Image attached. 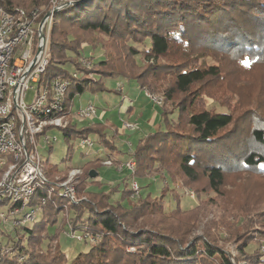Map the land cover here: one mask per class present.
Here are the masks:
<instances>
[{
  "label": "trees",
  "instance_id": "1",
  "mask_svg": "<svg viewBox=\"0 0 264 264\" xmlns=\"http://www.w3.org/2000/svg\"><path fill=\"white\" fill-rule=\"evenodd\" d=\"M49 2L21 5L0 0V6L28 10L47 8ZM87 49L102 53L88 57L90 68L81 63ZM50 52L40 83L59 76L70 82L67 111L85 92L106 91V79L132 81L141 90L163 94L157 131L145 135L131 154L136 160L133 177H169L177 207L166 211L167 189L161 198L134 200L127 185L131 174L121 183V200L112 201L118 188L105 191L99 174L90 178L108 158L86 160L80 168L72 167L81 169L77 203L61 197L58 189L50 194L51 185H46L30 202V207H39L34 223L11 227L0 217V264H264V217L249 218L261 198L259 191L251 190H264V104L254 90H264V0H78L55 14ZM208 58L215 64L209 65ZM70 63L78 76L64 68ZM90 73L97 78H90ZM237 93L240 101L234 102ZM207 98L227 112L209 109ZM252 100L255 106L242 112L245 102ZM109 129L103 123H69L61 129L69 145L63 162L72 161L71 142L91 134L112 155L119 147ZM201 145L209 147L200 151ZM70 170L53 165L45 173L51 181L57 175L63 181ZM3 173L0 170V179ZM185 186L198 200L214 193L212 205L228 196L238 224L212 221L202 236L189 239L201 205L181 208L177 187L184 191ZM12 206L11 200L0 199V213ZM219 224L226 225L229 240L236 243L233 258L220 245ZM55 226L51 235L49 229ZM71 232L98 241L75 239L88 249L69 259L60 237L63 233L74 239Z\"/></svg>",
  "mask_w": 264,
  "mask_h": 264
},
{
  "label": "built area",
  "instance_id": "2",
  "mask_svg": "<svg viewBox=\"0 0 264 264\" xmlns=\"http://www.w3.org/2000/svg\"><path fill=\"white\" fill-rule=\"evenodd\" d=\"M71 0H52L47 8L24 10L16 8L7 11L0 6V170L4 173L0 179V199L11 200L13 206L0 213L2 221L11 226L32 224L37 220L39 207H30V202L38 188L51 185L70 203H77L75 177L81 169H72L66 180L52 184L45 173L42 148H52L58 138L51 132L65 128L67 117L73 109L67 111L65 95L70 82L62 77H52L46 84L40 83L50 64V36L55 14L69 6ZM81 63L88 68L92 61L82 58ZM75 72L74 77L78 76ZM37 84V96L31 104L25 97ZM122 90V84H118ZM147 93V92H146ZM148 94V93H147ZM158 104V98L148 94ZM158 101V102H157ZM97 114L93 103L80 107L74 113L82 122L90 120ZM126 130L135 131L137 124L126 123ZM82 148L91 147L93 141L83 138L79 141ZM117 164L120 172L131 173V190L133 197H139L141 188L133 177L136 171V160L132 157ZM106 166L114 161L106 160ZM194 195V194H193ZM192 195V196H193ZM194 197V196H193ZM46 200L42 201L45 204ZM79 241L97 243L98 238L92 235H79L71 232Z\"/></svg>",
  "mask_w": 264,
  "mask_h": 264
},
{
  "label": "rangeland",
  "instance_id": "3",
  "mask_svg": "<svg viewBox=\"0 0 264 264\" xmlns=\"http://www.w3.org/2000/svg\"><path fill=\"white\" fill-rule=\"evenodd\" d=\"M29 1L30 0H16V3L22 5V4H28ZM51 1L52 0H50L49 5L47 6V9L50 6ZM33 8H42V7H33ZM33 8H30L28 10H31ZM101 40L103 43H106V44L109 43L107 39L103 40L101 38ZM101 48H103L102 45H101ZM91 56H95V57L101 56L102 57L101 50L97 49L93 51V50L87 49L83 55V57H86V58L88 57L90 58ZM94 60H96V58H94ZM137 60L140 64H142L140 57H138ZM207 63L209 65L215 64V62L211 58L207 59ZM64 68L70 74H74L75 72V69H74L75 67L73 66L72 63L67 64ZM257 73L260 74L259 71ZM90 78H97L96 74L90 73ZM118 84H122V90H120L121 92L119 93L117 92ZM256 84H257V81L255 80V85ZM105 85H106L107 90L104 92L93 94L92 92L87 91L82 96L77 97L75 99L74 109L72 108L73 112L75 113L78 111L80 103L83 104L84 107H86L89 104L88 101L92 100V102L97 108V114L87 121L101 122L104 120H110L112 124L111 126H109V128H111L110 135L116 132L115 136L117 137V139L115 142L117 146L123 149L122 152L128 153L129 149L131 148V152L134 153L139 141L143 137H145L144 136L145 132L147 133L149 131V133H151V132L157 131L160 125V107L163 105L164 96L160 92L152 93L149 90L148 91L141 90L140 88L137 87L135 82H132V81L129 82L123 79H113V78L106 79ZM31 87L32 88L27 92L26 97H25L27 104H31L34 101L35 97L37 96L36 90L38 88V85L32 83ZM254 90H255V96L258 94V97L261 98L260 103L264 104L263 88L260 90H257V87H256ZM129 91H132V92L130 93V96L128 97L126 96V94ZM146 92L158 98L159 101L161 102V105L158 106V104L153 102V100L148 96ZM145 94L147 97L145 96ZM131 100L132 101L134 100L135 102L143 103L145 105V108L147 110L146 118L147 120H149L148 118L152 116V120H151L152 122H148L147 120H145V118H142L140 120L137 119L135 120L136 122L135 121L130 122V120H128L127 115H125L124 109L128 108L131 105ZM206 100H207V105L209 109L215 108L218 112H223V113L227 112V110L225 108L220 107L215 100L212 101L211 99H208V98ZM238 101H240V95L237 93L236 99L234 102H238ZM254 106H255V101L254 102L253 100L252 102L246 101L242 112L246 110V108L248 107L253 108ZM74 113L72 114L70 113L68 115L67 117L68 124L77 123L81 125V123L85 122V121L81 122L78 119V117L74 115ZM152 113H154L155 115H151ZM239 113H241V110H239ZM126 123L137 124V129L135 131L126 130L125 129ZM114 128L115 129L120 128L124 132V135L119 137L117 130L115 131ZM150 129L152 130L151 132H150ZM51 135L56 136L58 140L57 142L54 143V146L52 147V149L42 148L41 150L43 154V158H44L43 161H44L45 168L47 167L50 168L53 165H58L61 168V170L68 169V167H69V170L72 169V167L73 168L80 167L85 164V161H86L85 158L87 157V154H96L97 152L100 151L101 148H103V146L99 143L97 136L95 134H91L88 136L89 139L93 141L94 143L91 147H86V149L81 147L79 140L71 142L72 161L71 163L65 164L63 161L68 156L69 145L65 141L63 132L59 130H54L51 132ZM214 145L215 144H213L212 146ZM216 146L217 145H215V147ZM208 147L209 145H201L199 147V150L205 151L206 149H208ZM84 155H86V157ZM115 169L110 170L108 168H101L99 169L98 173L100 175L99 177L103 179V182L101 181L103 184L102 189L105 191H109V190H115L116 188H118V190L112 194V201H120L121 194L124 189V186H122L121 183L131 173L128 170H125L123 173L122 172L119 173V171ZM80 175L81 174L77 175L74 179L75 188H76L77 179ZM67 177H68V174L66 178ZM47 178L52 184L56 182L57 183L61 182V179H60L61 177L59 175L56 176L57 180L55 179L54 181L53 179L51 181V179L48 176ZM131 179L127 183L128 187L131 186V182H132ZM136 181L139 183L141 187V192H140V195L138 196L145 198L150 195L154 199L161 198L163 195V191L167 189V193L163 197V202L165 204L166 211L169 212L177 207L176 200L174 199L171 193V191L174 190V187L169 177H165V179L161 178L160 176L150 177L147 179L137 178ZM248 183H252L251 179L250 181L248 180L245 181L246 185H248ZM119 185L120 187H118ZM252 186H255V185H252ZM185 187L186 188H184V191L181 188L177 187L178 194L181 195V208L184 210H188V209L193 208L196 205L198 206L201 205L200 211L196 213L194 217V218H199V221L198 223H195V222L192 223L197 226L192 231L191 235L189 236V239L202 236L212 221L214 222L219 221L221 223L223 221H226V222H231V224H235V225L238 224L235 221V219H233V218H238V217L236 216L233 217L235 211H234L232 204L229 202L228 196L222 198L219 201H217L216 199L214 201V204L212 205L211 197L215 196L214 193L208 192L210 194L204 195L202 199L198 200L195 196V191L187 186ZM230 187L231 186H229L228 189H230ZM102 189H99L98 187H91L90 190L98 192ZM251 191L255 193L256 192L258 193L259 191L261 198L258 202L257 207L253 208V211H251L249 218H258V217L262 218L264 217V202H263L264 201V190L262 189V187L261 189L260 188L258 189V186H255L253 187V190ZM132 198L136 200L139 197L135 198L132 196ZM202 201L203 202L207 201L208 203L207 202L202 203ZM123 204L128 205V201L123 202ZM2 210L6 211V208H1V211ZM224 227H226V225L219 224L217 235L219 236L218 238L220 240V245L223 246V248L228 253H230L233 258L235 255H237L236 243L234 242V240H229L231 237L230 232L226 230ZM57 229H58V226L51 227L49 229V233L53 235L56 233ZM60 243H61L62 250L67 254L69 259L74 258L80 252L86 251L88 249V247L85 246L84 244L76 241L75 239L68 237L67 235L63 233L61 234V237H60ZM45 245H47V242H45ZM254 247L255 245L251 244L248 250L252 252L254 250Z\"/></svg>",
  "mask_w": 264,
  "mask_h": 264
},
{
  "label": "crops",
  "instance_id": "4",
  "mask_svg": "<svg viewBox=\"0 0 264 264\" xmlns=\"http://www.w3.org/2000/svg\"><path fill=\"white\" fill-rule=\"evenodd\" d=\"M92 54V53H91ZM137 85V84H136ZM137 87H138V85H137ZM139 88V87H138ZM132 91H129L127 94H126V96H130V93H131ZM145 96H146V94H145ZM147 97V96H146ZM88 103H93L92 102V100H89L88 101ZM74 104H75V101H74ZM94 104V103H93ZM80 107H84L83 106V104H81L80 103V106H79V108ZM73 109H74V107H73ZM146 108H145V105L143 104V103H139V102H135L134 100L132 101L131 100V105L128 107V108H125L124 109V112H125V115H127V117H128V120H130V122H132V121H135V120H137V119H142V118H145V120H147V118H146ZM151 115H155L154 113H152ZM149 120H147L148 122H152L151 120H152V116L151 117H149L148 118ZM136 122V121H135ZM91 123H104L105 125H108V126H111L112 124H111V122H110V120H104V121H101V122H90V121H85L84 123H81V125H84V124H91ZM110 130H111V128L109 129V132H110ZM114 130L116 131L117 130V132H118V136L120 137V136H122V135H124V132L119 128H114ZM152 130L150 129V132H151ZM111 133V132H110ZM149 133V131L146 133L145 132V135L146 134H148ZM115 134H116V132L115 133H113V134H111V135H114L115 136ZM144 135V136H145ZM116 139H117V137L115 136V141H116ZM126 146V145H125ZM122 148H119L116 152H114L112 155H111V153L112 152H110V151H108L107 149H105L104 147L103 148H101L100 149V151L99 152H97L96 154H87V157H86V155H84L86 158H85V160H94V159H96V158H99V157H106V158H108L107 160H109V159H111L112 161L114 160L115 162H114V165H112V166H106V165H104L103 167H101V168H108V169H110V170H114L115 168H116V165L117 164H120V163H125L128 159H129V155L127 154V153H125V152H122ZM107 156H109V157H107ZM81 167V166H80ZM80 167H77V168H80ZM100 168V169H101ZM116 170V169H115ZM99 174V173H98ZM99 180L100 181H102L103 182V179H101V178H99Z\"/></svg>",
  "mask_w": 264,
  "mask_h": 264
},
{
  "label": "water",
  "instance_id": "5",
  "mask_svg": "<svg viewBox=\"0 0 264 264\" xmlns=\"http://www.w3.org/2000/svg\"><path fill=\"white\" fill-rule=\"evenodd\" d=\"M79 1H81V0H79ZM76 2H78V0H71L70 3H69V5H73V4H75ZM97 176H98V172H96L95 170H92V171L90 172V178H95V177H97Z\"/></svg>",
  "mask_w": 264,
  "mask_h": 264
}]
</instances>
